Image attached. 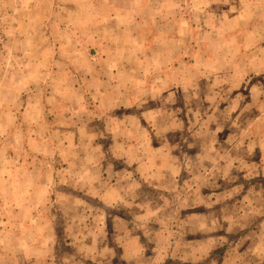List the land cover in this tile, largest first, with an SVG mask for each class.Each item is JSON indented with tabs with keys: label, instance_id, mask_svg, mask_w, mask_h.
Wrapping results in <instances>:
<instances>
[{
	"label": "rangeland",
	"instance_id": "1",
	"mask_svg": "<svg viewBox=\"0 0 264 264\" xmlns=\"http://www.w3.org/2000/svg\"><path fill=\"white\" fill-rule=\"evenodd\" d=\"M0 264H264V0H0Z\"/></svg>",
	"mask_w": 264,
	"mask_h": 264
},
{
	"label": "crops",
	"instance_id": "2",
	"mask_svg": "<svg viewBox=\"0 0 264 264\" xmlns=\"http://www.w3.org/2000/svg\"><path fill=\"white\" fill-rule=\"evenodd\" d=\"M103 82H104V84L103 85H106L105 86V89H96L95 90V92H93V93H95V95H97V97H100L101 99L99 100L100 101V105L102 106V105H104V102H103V99L102 98H107V99H109V96H110V94H111V91H110V86H111V84L108 82V81H106V80H103ZM112 89H113V87H112ZM165 112V110H164V108L162 107V106H157V107H155V109L153 110V114H154V118L153 119H156V123H160L159 125H161V124H163V120H160V117L162 116V114ZM162 119V118H161ZM119 125H121V124H119ZM80 129L82 130V128L80 127ZM128 134L130 133V130L127 132ZM115 137V136H114ZM114 140H119V138H114ZM122 140H124V139H122ZM166 141V140H165ZM161 149L163 148L162 146L160 147ZM163 151V150H162ZM158 152H156V154H157ZM163 154L161 153V156H162ZM163 157V156H162ZM149 161H151V160H149ZM156 161H159V160H156ZM157 164V163H156ZM157 167V170H159V168H158V166H156ZM97 195H99V196H101L102 197V200H104V203L106 204V205H112V202H110L109 200H108V198H106V197H108V193H103V192H101L100 190H97ZM28 203L30 204V202L28 201ZM59 205H60V207H65L64 206V204H63V201H61V199H60V201H59ZM66 205H68L67 204V202H66ZM74 205H76L77 207H78V205L77 204H74ZM35 207V206H34ZM39 208V207H38ZM68 208V207H67ZM83 214V213H82ZM71 217V216H70ZM98 217H99V215H98ZM96 219H97V217H96ZM97 221V220H96ZM98 221H101L100 219L98 220ZM68 222H73L74 224H76V223H78V224H82L83 223V220H80V216H79V214H78V216L76 217V215L74 216V217H71L70 218V220H68ZM116 225H117V222H116ZM123 234H125V233H122V235H120V238L118 239V240H125L126 239V236L125 235H123ZM76 235H78V234H76ZM91 237V236H90ZM100 237H101V234H98V235H95V236H92V238L90 239V241L92 242V244L90 245V247L91 248H93V250H95V246L96 245H98V242L100 241ZM135 241V240H134ZM120 246H122L123 247V250L124 251H126V252H128V253H130V249H127V247H128V245H126V244H120ZM138 253L139 252H132V254L131 255H133V256H137L138 255Z\"/></svg>",
	"mask_w": 264,
	"mask_h": 264
}]
</instances>
